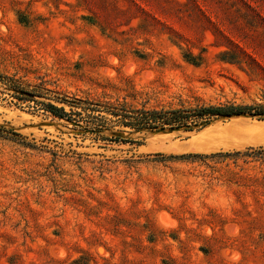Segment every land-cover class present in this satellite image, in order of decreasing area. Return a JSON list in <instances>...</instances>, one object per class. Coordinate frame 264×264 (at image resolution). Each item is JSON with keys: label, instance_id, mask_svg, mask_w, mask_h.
<instances>
[{"label": "rangeland", "instance_id": "rangeland-1", "mask_svg": "<svg viewBox=\"0 0 264 264\" xmlns=\"http://www.w3.org/2000/svg\"><path fill=\"white\" fill-rule=\"evenodd\" d=\"M203 106H264V0H0V264H264V163L178 157L264 147V117L109 114Z\"/></svg>", "mask_w": 264, "mask_h": 264}, {"label": "trees", "instance_id": "trees-1", "mask_svg": "<svg viewBox=\"0 0 264 264\" xmlns=\"http://www.w3.org/2000/svg\"><path fill=\"white\" fill-rule=\"evenodd\" d=\"M7 86L13 89L14 95L18 100L23 101H34L36 104L42 107L45 112H48L54 117L63 118L67 121L74 120L72 114H78L70 110L67 112L64 106H56L50 102H42L33 99L36 95L33 91H28L20 85H16L14 81L8 79ZM60 103H69L65 100H56ZM77 104V103H76ZM71 107H77L75 104H68ZM109 114L116 118L120 125L131 129H150V130H163V129H179L182 128L186 131H198L208 126L211 120L218 116L230 117L233 115L240 114H254L260 117H264V106L262 107H214V106H203L193 109H170V110H147L137 109L132 111H119L109 110ZM3 132L10 133L12 136H19V134L6 131L0 128V135ZM9 135V134H8ZM163 156V155H162ZM164 157V156H163ZM176 157V156H175ZM178 157L191 158L200 160L205 165L207 160L213 161L214 163L222 162L225 160H231L236 163L238 160L243 162L260 161L264 163V147L258 148H247L245 151H234V152H219L210 155L204 154H186Z\"/></svg>", "mask_w": 264, "mask_h": 264}]
</instances>
